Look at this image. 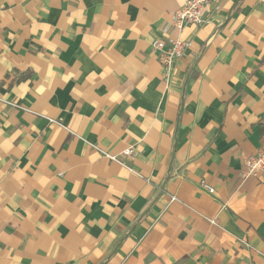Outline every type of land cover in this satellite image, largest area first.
I'll return each instance as SVG.
<instances>
[{
	"label": "crops",
	"instance_id": "obj_1",
	"mask_svg": "<svg viewBox=\"0 0 264 264\" xmlns=\"http://www.w3.org/2000/svg\"><path fill=\"white\" fill-rule=\"evenodd\" d=\"M183 3L0 0V264H264V0H216L166 85Z\"/></svg>",
	"mask_w": 264,
	"mask_h": 264
},
{
	"label": "built area",
	"instance_id": "obj_2",
	"mask_svg": "<svg viewBox=\"0 0 264 264\" xmlns=\"http://www.w3.org/2000/svg\"><path fill=\"white\" fill-rule=\"evenodd\" d=\"M216 3V0H184V3L172 13L171 22L162 27V34L165 41L156 40L151 43L152 51L156 54L162 67V76L167 85L170 81L171 72L175 64L184 56L186 50L190 49L192 42L189 39H182V30L186 27L198 29L206 23L205 15L207 11ZM54 123L53 121H50ZM132 154L131 148L123 151L124 157ZM109 161L121 163L116 157L106 153H101ZM257 177L264 181V154L257 153L242 160L241 178L243 181ZM200 186L208 193L214 192L213 188L204 181H200ZM170 201H175L174 197Z\"/></svg>",
	"mask_w": 264,
	"mask_h": 264
},
{
	"label": "trees",
	"instance_id": "obj_3",
	"mask_svg": "<svg viewBox=\"0 0 264 264\" xmlns=\"http://www.w3.org/2000/svg\"><path fill=\"white\" fill-rule=\"evenodd\" d=\"M30 76H31L30 73L20 75L16 79L12 80V82L10 83V85H12L14 82H18V81L24 80L25 78H28Z\"/></svg>",
	"mask_w": 264,
	"mask_h": 264
}]
</instances>
